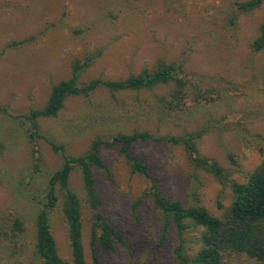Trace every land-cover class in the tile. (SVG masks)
I'll return each instance as SVG.
<instances>
[{
  "label": "rangeland",
  "instance_id": "obj_1",
  "mask_svg": "<svg viewBox=\"0 0 264 264\" xmlns=\"http://www.w3.org/2000/svg\"><path fill=\"white\" fill-rule=\"evenodd\" d=\"M244 1L248 0H0V108L10 114L0 113V264H44L34 254L35 218L47 179L61 165L50 142L75 156L97 136L107 139L135 130L181 136L203 130L198 152L217 162L229 182L246 181L264 161V50L251 48L264 21V0L251 13L236 11L234 4ZM86 60L89 65L79 77L84 84L93 79L125 80L173 63L184 70L185 86L200 97L198 105L191 99L183 102L180 96L172 102L200 110L189 123L158 121L142 108L168 86L114 95L101 89L88 97L68 98L57 117L39 121L42 138L31 139L23 116L44 107L51 88L70 78L74 62ZM133 151L148 159L167 198L200 204L215 216L229 207L230 188L190 166L180 146L136 144ZM100 153L111 172L108 177L94 170L101 213L126 240L109 255L99 253L101 260L182 264L171 247L176 244L174 229L170 246L156 244L160 214L147 195V181L131 173L116 148L103 147ZM70 185L83 203L77 170ZM58 196L59 205L50 216L51 233L59 256L71 262ZM138 201L141 204L134 209ZM89 217L84 206L87 264H91ZM14 218L25 228L17 239L10 237ZM200 234L199 227L183 234L189 261L200 248ZM229 263L261 264L242 254L232 255Z\"/></svg>",
  "mask_w": 264,
  "mask_h": 264
},
{
  "label": "trees",
  "instance_id": "obj_2",
  "mask_svg": "<svg viewBox=\"0 0 264 264\" xmlns=\"http://www.w3.org/2000/svg\"><path fill=\"white\" fill-rule=\"evenodd\" d=\"M263 0L236 2V11L251 13L258 9ZM254 52L264 50V21L259 26L258 35L251 43ZM89 65L74 62L71 76L51 88L48 100L41 109H33L23 118L28 122V136L31 139L42 138L39 121L57 117L65 101L70 97H88L97 90H105L111 95L118 92H144L168 86L169 90L155 95L153 100L142 110L148 118L155 117L168 121L189 123L190 117L200 108H179L172 99L180 96L183 102L191 99L199 104L198 94L185 86L184 70L173 63L160 64L153 70L142 71L125 80L108 81L93 79L84 84L79 82L81 73ZM220 95V91L216 90ZM198 96V97H197ZM173 105V106H172ZM184 106V105H183ZM0 113L9 117L6 109ZM203 130L196 133H185L181 136L157 135L147 130H135L132 133L117 132L105 139L97 136L89 148L80 155H67L63 145L50 142L54 152L60 154V167L49 175L35 218L34 254L44 264H87L82 241L83 207L90 213L89 249L91 264H116L110 260H101L99 253L109 255L117 246H125V236L113 227L102 215V200L96 184L94 170L111 176L110 168L102 157L101 148H116L124 158L130 171L144 178L147 183V195L153 208L160 214V225L156 244L158 247L170 246L169 234L174 229L176 244L171 245L175 258L182 264H230L229 258L242 254L264 264V161H262L244 183L229 182L223 168L215 161L203 157L197 150V143ZM159 143L171 147L180 146L194 169H201L214 176L222 185H227L232 192V201L221 216L211 214L200 204L186 205L180 199H169L165 196L161 184L154 175L148 159L138 156L133 151L136 144ZM230 161L234 162L229 156ZM35 169H38L37 166ZM78 171L83 191V203L70 185V176ZM61 194V213L66 224L72 261L62 259L56 248L50 227L51 213L59 205ZM141 204L138 201L134 209ZM221 208V206H219ZM222 209V208H221ZM190 227H199L200 248L195 257L189 261L184 255L183 234ZM25 231L19 218H14L10 225V237L17 239Z\"/></svg>",
  "mask_w": 264,
  "mask_h": 264
}]
</instances>
